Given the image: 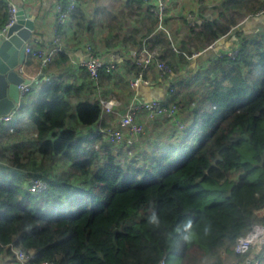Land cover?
<instances>
[{"label":"trees","instance_id":"16d2710c","mask_svg":"<svg viewBox=\"0 0 264 264\" xmlns=\"http://www.w3.org/2000/svg\"><path fill=\"white\" fill-rule=\"evenodd\" d=\"M263 4L224 2L220 18L205 19L193 30L202 42L196 51L230 33L241 19L236 11L254 16ZM138 7L153 18L151 31L157 17ZM81 15L77 2L60 27L62 39L72 29L75 42L55 53V67L70 60L73 44L94 40L96 53L99 40L115 46L112 37L94 39L99 22L81 21ZM8 16L7 0H0V25ZM237 47L236 57L211 54L203 68L180 75L174 91L167 83L165 96L170 92L188 106L186 126L155 119L168 126L154 127L158 135L148 153L136 148L139 142L130 148L99 135L95 145L89 138L117 119L104 115V95L118 91L122 111L131 102L129 79L139 70L132 59L120 68H101L97 80L79 64L48 81L40 77L16 110L28 111L34 134L10 130L11 121L0 127V264H17L11 243L29 254L31 264H248L234 246L255 223L264 224V27ZM192 52L161 57L173 67ZM31 61L27 55L25 63ZM10 155L28 170L29 180L41 176L48 188L30 192L24 171L4 165ZM21 155L25 162H19ZM153 213L158 225L149 223ZM189 220L193 235L185 239Z\"/></svg>","mask_w":264,"mask_h":264},{"label":"built area","instance_id":"2783aa9c","mask_svg":"<svg viewBox=\"0 0 264 264\" xmlns=\"http://www.w3.org/2000/svg\"><path fill=\"white\" fill-rule=\"evenodd\" d=\"M148 2L150 11L158 18V28L165 30L169 35L170 30L166 24V18L169 15L167 11L168 0H146ZM78 0H59L56 4L57 17L54 25L53 42L49 48H43L36 46V40L32 37L26 42V54L31 55L32 61L30 63H22L20 70H24L25 66L33 68L37 66L39 78L42 80H49L54 71L48 69L54 61L55 53L64 49V41L60 33V27L65 25L77 5ZM9 16L6 22L0 25V39H4L8 36L10 27L17 20V11L19 6L14 0H7ZM189 15H194L189 13ZM196 17V16H195ZM196 24L200 25L198 17L194 18ZM214 44H210L209 48ZM196 53L195 55H199ZM218 56H228L230 58L236 57L238 54V47L225 49L216 53ZM161 52L154 46H152L146 39L140 41L135 45L129 56L139 67L136 75L132 77L131 85L134 91L131 102L128 104L124 111L119 110L120 103L117 100L116 94L112 91L108 97L101 98L104 106V114L114 113L117 114L119 121L118 125H100L99 130L90 135L91 142L95 145L97 139L96 136H102L113 144L123 143L126 147H134L139 142L141 136L145 132V121L141 118L142 114H145L147 120H155L159 117H166L174 122L179 128H185L186 122L184 120V110L188 106H184L178 100H172L170 92L174 91L172 82H175L173 67L161 57ZM74 64L85 65L93 79H98L100 76V70L103 67L112 68L116 67L115 62L105 60L99 53L95 52L92 44L86 45V55L81 59H71L68 64L58 69L59 72H66ZM155 68L161 80H165L169 88L168 96L166 97H153L150 99L143 98L140 92L142 84H151L152 79L147 74L150 70ZM39 78H29V82H21L18 84L20 90V99L16 103V106L6 114H0V127L8 121H11L16 114L17 108L21 104V100L26 94H28L33 88L34 83ZM193 104V103H192ZM147 122V121H146ZM12 130V128H11ZM130 150V149H129ZM132 150V149H131ZM27 188L34 194H40L42 191L48 188V182L41 176H36L30 180H27ZM264 211V205L260 209V212ZM10 246L17 264H31L29 260V254L20 247L15 246L13 243L8 244ZM261 246L258 253H255L257 248ZM264 246V224L255 223L247 233L240 235L234 246V249L239 254H246L248 264H260L264 261V252L262 248ZM3 255V251L0 249V258ZM41 264H55L53 260H44ZM161 264H166L165 259Z\"/></svg>","mask_w":264,"mask_h":264},{"label":"crops","instance_id":"0c3cea01","mask_svg":"<svg viewBox=\"0 0 264 264\" xmlns=\"http://www.w3.org/2000/svg\"><path fill=\"white\" fill-rule=\"evenodd\" d=\"M14 1L19 7L23 6L25 8H30L31 14L34 15L36 27L32 31V36L30 38L33 37L36 40L35 45L43 48H49L53 42L54 25L57 17L56 4L59 0ZM226 1L227 0H168L167 7L169 15L166 18V24L170 30V28H172L171 21L173 22V20H176L178 25L181 23L183 18L181 14L192 9H195L201 24L208 18H220L218 8ZM78 3L82 8V15L80 16L81 21H87L88 19L94 21L97 20L99 22L97 24H99L102 28V31L93 33V38L103 39L105 36L112 37V43H116L115 46H108L106 40H101L102 42L99 40V44L101 43L102 45H97L98 53L105 60L115 62V68H120V66L126 65V61L131 59L129 56L131 49L144 39L149 41L152 46L156 47L161 54H169L172 51L176 54H179L180 52H195V50L199 49L197 48V45L200 46L202 44L201 40L198 39L196 32L193 31L196 30L198 32L201 29L200 25L196 28H188V31H185L183 34L178 33L180 27L179 25H173L175 29L172 28L169 35L165 32V30L159 29L155 26L151 31H149L148 29L152 27L151 23L147 22V18L149 16L145 17L144 10H142L143 8L140 9L138 7L142 4V6L147 9L149 5L146 0H78ZM224 12L226 11L224 10ZM236 14L237 13H235V15ZM247 16L248 15H246L238 25L232 27V31L230 33H227L217 39L213 47H206L203 49L202 51H204V53H200L194 57H186L187 59L184 61L178 60L173 65V70L175 66L182 69L179 74L176 73V71H173L175 78L177 74H190L199 68H203L210 53L216 54L218 51L233 48L237 46L238 41L242 37L248 36L252 32L264 27V11L258 15ZM126 17L132 18L131 20L134 22V26L130 29L128 28L127 31H124L125 25L123 21L126 20ZM107 22L109 24H107ZM112 24L115 25V28L113 29L110 28V25ZM74 25L75 23L73 22V26ZM116 33H119L121 37H126L127 40L117 41L114 36ZM170 36H173L174 38L170 39ZM134 40L137 42L133 43ZM63 41L69 45L75 42L72 39V29H69L67 34L63 36ZM93 41L94 40H91V42L85 41V44H80L82 46L79 44H73V47L70 49V60H79L85 56L86 45L88 43L93 45L95 43ZM68 62L66 64H68ZM66 64L55 67L53 61V63L49 65L48 69H50V71H54V73H58V69ZM37 66L38 65L35 67L33 66V68L25 66V69L22 70L21 73L26 78L35 77L38 79L40 75L38 73ZM147 74L152 78V83L147 85L145 84L140 87L142 97L146 99L153 97H165V94L167 93L166 81L159 78L155 68L150 70ZM132 77L133 75H131V78ZM36 84H40V82L37 80L33 87L36 86ZM191 103H194V101H191ZM184 115H188L187 108L184 110ZM9 122L10 121L7 123L9 124ZM112 124L118 125V118L114 120ZM11 128L21 130L26 134H34L35 132V126L28 115V111L22 112L17 122L12 124ZM26 173L27 171L24 169V179L28 180L29 178L26 176Z\"/></svg>","mask_w":264,"mask_h":264},{"label":"water","instance_id":"95a60500","mask_svg":"<svg viewBox=\"0 0 264 264\" xmlns=\"http://www.w3.org/2000/svg\"><path fill=\"white\" fill-rule=\"evenodd\" d=\"M35 27L36 21L30 8L20 6L17 20L10 27L8 36L0 39V114L9 113L19 101L18 84L30 81L21 73L20 65L26 60V42ZM260 249L261 246L257 248L256 253Z\"/></svg>","mask_w":264,"mask_h":264},{"label":"rangeland","instance_id":"374dc122","mask_svg":"<svg viewBox=\"0 0 264 264\" xmlns=\"http://www.w3.org/2000/svg\"><path fill=\"white\" fill-rule=\"evenodd\" d=\"M262 0H243V2H244V4H249V5H252V4H256V3H259V2H261ZM219 9V8H218ZM167 11H168V7H167ZM219 12H220V9L218 10ZM264 11V4H263V6H262V9L261 10H259L255 15H258V14H261L262 12ZM169 12V11H168ZM237 12V14L236 15H238V16H240V21H239V23L241 22V20L246 16V15H248L247 17H249V16H252L251 14H241V12H239V11H236ZM151 13H153V12H151ZM189 13H192V14H194V15H189ZM154 14V13H153ZM155 15V14H154ZM181 16L183 17H181L182 18V21H181V23H179L178 25L180 26L179 27V32L178 33H180V34H183L185 31H188V28H196V27H198L199 25L198 24H196V21H195V19L194 18H196V17H198V14L196 13V11H195V9H192V10H190V11H186V12H184V13H182L181 14ZM196 16V17H195ZM221 16V15H220ZM178 17V16H177ZM132 18H128V17H126V20H124L123 21V23H124V27H125V29H124V31H127L128 30V28L130 29V28H132L133 26H134V22L131 20ZM152 21H153V18L152 17H148L147 18V22H149V23H151V25L153 26V24H152ZM171 27L172 28H174L175 29V27L174 26H176L177 25V22H176V20H173V22L171 21ZM238 23V24H239ZM107 24H109L108 22H107ZM174 25V26H173ZM177 25V26H178ZM154 26L155 27H157L158 28V18H157V21L154 23ZM96 27H97V30H96V32L98 33V32H100V31H102V28H101V26L99 25V24H97L96 25ZM172 28H170V30L172 29ZM173 32V31H172ZM172 34V33H171ZM172 38H174L173 36L171 37L170 36V39H172ZM91 42V41H90ZM94 42V41H93ZM211 44H215V41L214 42H212ZM208 48H209V46H208ZM208 52H211V51H208ZM196 53H199V51H196L195 50V52H192V55L191 54H189V56H187V57H194V56H196L195 54ZM200 53H204V51H202L201 50V52ZM191 55V56H190ZM210 55H211V53H210ZM181 69L182 68H180V67H178V66H175V70L177 71L176 73H181ZM176 75V81L180 78V75ZM186 74V73H185ZM185 74H182V75H185ZM191 74V73H190ZM132 75V74H131ZM134 76V75H133ZM152 79V78H151ZM131 80H132V78H131V76H130V79H129V84H130V87H131V89H133L132 88V85H131ZM113 92L116 94V96H117V100H118V102L121 104V102H122V99H121V97H120V94L118 93V91H115V90H113ZM110 95V94H109ZM109 95H104L102 98H105V96L106 97H108ZM187 102V101H186ZM181 103V102H180ZM189 105H192V106H194L191 102H190V104ZM22 112H20V111H17L16 112V114H15V117H14V119L11 121V123L12 124H15L16 122H17V120H18V118H19V116H20V114H21ZM145 115V114H144ZM143 118L145 119V116H143ZM8 123L7 122H5L4 123V126L5 125H7ZM166 126H168L167 124H166V122H165V124H157L156 122H155V120H147V122L145 121V132H144V134L141 136V138H140V140H139V145H137L136 146V148L138 149V147L139 146H141L140 147V151H142V149H143V152H149V151H151L153 148H154V146H155V138L157 137V135L158 134H156V131L154 130V127H166ZM11 130V129H10ZM12 130H15V128H13ZM18 134H19V136H18V140L20 139V133L19 132H17ZM31 133H27L26 134V136L28 137V136H31L30 135ZM146 138V139H145ZM159 139V138H158ZM160 142V141H159ZM24 155V154H23ZM11 157L9 158V159H5V160H3L4 161V165L5 166H10V167H13L14 168V170H20V171H24V169L25 168H23L22 166L20 167V165L19 166H16L15 165V158H14V156H12V155H10ZM26 161V157H22V155H21V157L19 158V162H25ZM66 166L67 165H63V166H60L59 168H57V170L58 171H60L61 169H65L66 168ZM27 172H28V170H26ZM25 178V177H24ZM29 180V179H28ZM24 184L27 186V179L25 180L24 179Z\"/></svg>","mask_w":264,"mask_h":264},{"label":"clouds","instance_id":"9594fccd","mask_svg":"<svg viewBox=\"0 0 264 264\" xmlns=\"http://www.w3.org/2000/svg\"><path fill=\"white\" fill-rule=\"evenodd\" d=\"M149 223L154 224V225H158L159 224V220H158V218H157L155 213H153L151 215V217L149 218ZM192 228H193V225H192V221L191 220H189L187 223H185L183 225V229H184V231L186 233L185 239H190L192 237V235H193Z\"/></svg>","mask_w":264,"mask_h":264}]
</instances>
